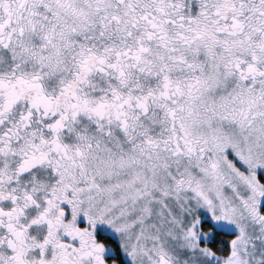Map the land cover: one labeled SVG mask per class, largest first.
<instances>
[{
  "label": "snow or ice",
  "instance_id": "1",
  "mask_svg": "<svg viewBox=\"0 0 264 264\" xmlns=\"http://www.w3.org/2000/svg\"><path fill=\"white\" fill-rule=\"evenodd\" d=\"M0 264H264V0H0Z\"/></svg>",
  "mask_w": 264,
  "mask_h": 264
}]
</instances>
